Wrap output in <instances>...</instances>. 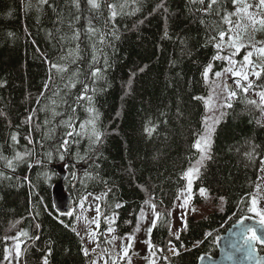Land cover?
<instances>
[{
	"label": "trees",
	"instance_id": "1",
	"mask_svg": "<svg viewBox=\"0 0 264 264\" xmlns=\"http://www.w3.org/2000/svg\"><path fill=\"white\" fill-rule=\"evenodd\" d=\"M236 1L0 0V264L15 243L20 264H93L76 215L55 210L57 166L77 201L100 200L102 252L110 232L132 237L151 203L157 264L218 257V239L251 217L261 178L264 107L250 91L236 93L195 182L194 202L204 203L203 188L221 209L191 219L179 239L172 217L201 155L210 82L231 56L216 45L235 24ZM253 88L264 91V71Z\"/></svg>",
	"mask_w": 264,
	"mask_h": 264
},
{
	"label": "rangeland",
	"instance_id": "2",
	"mask_svg": "<svg viewBox=\"0 0 264 264\" xmlns=\"http://www.w3.org/2000/svg\"><path fill=\"white\" fill-rule=\"evenodd\" d=\"M259 0H238L236 1V21L235 24H232L229 33H225L224 41L221 42L220 39L218 44H221L219 48L220 51L225 52L232 56V60L236 63L227 65V68L232 67L233 72L235 71H244L248 74V80L245 81L241 77L234 76L232 72H227L226 69L219 77L215 76L214 79L210 82V73L207 74L206 80L210 82L211 86V97L207 104V125L206 127H214V131L217 126L220 124V121L223 120L224 115L227 112L226 103H232L234 97L228 98V91H242V87L247 86L249 83L252 84V87L248 90L251 92V97L254 98L261 106L264 107V104L261 103L258 93L260 91H255L253 88L257 82V77L253 74V69L251 66L244 67V56L247 52L252 51V56L249 58L252 62V65H256V71H260L264 67V55H262L257 49L264 47V26H261L259 23L253 26L252 21L249 19L251 15L257 21L264 19V7H258ZM245 6H248L247 12L242 11ZM239 23L240 27H236ZM246 29V30H245ZM239 35L241 44L245 45L242 47L238 53H235V48L229 47L230 37ZM251 89V90H250ZM261 122L264 123V112L261 116ZM214 132L211 135V141ZM212 145V143H211ZM211 149V148H210ZM210 151L207 153L209 155ZM200 159V158H199ZM208 159H205L202 164L196 163L193 169L199 168V172L193 173L191 177L192 189L191 192L188 191V185L186 191L182 194L181 199L178 202L173 217H172V234L174 236L180 235L185 232L188 228V222L191 219L200 220L205 218L207 215L213 213L216 210L221 209V205H215L214 200L206 196V193L202 195L205 199L204 203H196L195 197V182L201 175V168L203 164ZM262 169H264V162L262 164ZM261 169L260 172V181L258 184L257 193L254 198L257 201V208L261 211H264V170ZM187 183H189V177L187 176ZM188 200V203L185 205L184 200ZM87 204H84L83 201L79 202L77 205V228L83 238L87 251L95 260L93 264H157V260L152 258L151 255V246H150V234L152 232L153 223H157L155 212L152 208V204L149 203L143 211V215L140 217V223L137 231L132 237L126 238L124 240L117 239L113 232L109 233V252L105 253L99 249L97 242V236L99 234V225L100 215L97 212V208H100V203L98 200L87 199ZM83 205V206H81ZM86 205H89L88 207ZM251 217L257 219L260 218L254 213L251 212ZM186 221V227H183V222ZM151 229V231H149ZM95 233V237L91 234ZM219 241V239H218ZM19 244L21 251L22 245L20 243H15L13 247L7 251V256L5 261L2 264H20L19 255H17L16 245ZM131 244V247L128 249V255L124 256L123 250Z\"/></svg>",
	"mask_w": 264,
	"mask_h": 264
},
{
	"label": "snow or ice",
	"instance_id": "3",
	"mask_svg": "<svg viewBox=\"0 0 264 264\" xmlns=\"http://www.w3.org/2000/svg\"><path fill=\"white\" fill-rule=\"evenodd\" d=\"M201 3H203V0H200ZM217 0H210L209 2V6L208 8L210 9L212 5L216 4ZM238 2V0H237ZM89 3L91 4V6L93 8H98L99 7V4L96 2V0H89ZM109 7L112 10V17L114 18L116 16V11H115V5H109ZM258 7H264V0H259V5ZM208 9H206L207 11ZM248 10V6H245V8L242 10L244 12H247ZM249 19L252 21V24L253 26H255V24L259 23L261 26H264V19H260V20H256L254 19L251 15H249ZM236 27H240L239 23L236 25ZM246 30V29H245ZM90 31H94L92 29H90ZM224 37H225V33L224 32H220L219 33V39L221 42L224 41ZM241 40V37L239 35L237 36H234V37H230V43H229V47H233L235 48V53H233V55H235L236 53H238L240 51V49L242 47H245V45L241 44L239 41ZM103 42V40L101 41ZM216 47L219 49L221 47V44H217ZM257 51H259L262 55H264V47H261L259 49H257ZM252 51H249L247 52V54L244 56V62H245V65L244 67H247V66H251L252 69H253V74L257 77V79H259L260 77V74H261V71H264V68H261L260 71H256L255 68L257 67L256 65H252V62L251 60L249 59L251 56H252ZM221 57L217 56L216 59H220ZM226 59L228 60L229 64H234L236 63L234 60H232L231 56L229 57H226ZM54 68L58 67L57 65H53ZM227 72H232L234 76H238V77H241L243 80L247 81L248 80V74L244 71H235L233 72V69L232 67H229L226 69ZM99 72L100 70L99 69H96L92 75L93 76H98L99 75ZM207 75V73L205 74ZM217 77H219L221 75V73L217 72L215 74ZM74 86V85H73ZM252 87V84L249 83L247 86H244L242 87V90L247 93L248 89ZM85 91H87V89H85ZM259 97H260V101L262 104H264V91H260L258 93ZM236 96V92L235 91H231L229 90L228 91V98H232V97H235ZM86 97H79V99H85ZM248 103L250 104H256V101H253V100H250L248 101ZM223 106H226V107H231V104L230 103H226L225 105ZM89 111H91V109H89ZM30 119V117H29ZM205 124L207 125V119L205 120ZM69 126L71 127V123L69 122ZM81 129L83 130L84 129V125H81L80 126ZM149 131H151V129H149ZM214 132V127H206L205 129V133L204 135H202L196 142H195V145L194 147L201 153L200 155V159L198 161V164H202V162L205 160V159H210L211 157L207 154L209 151H210V148H211V135L212 133ZM92 134L95 136V139L96 141L98 142L99 139H100V133L98 131L95 130V128L93 127L92 129ZM67 135L71 136L73 135L72 132H68ZM12 139L15 141L16 140V136L14 135L12 137ZM64 145H67L68 141L65 140L64 142ZM249 156L251 157V154H249ZM16 159H22V157L20 156V154H17L16 156ZM59 159L63 160L64 159V156L61 155L59 157ZM12 161L9 160L8 161V166L9 167H12ZM264 170V169H262ZM196 172L198 173L199 172V168H196V169H192V168H189L188 172L186 173V175L189 177V183H188V191L191 192V189H192V182H191V177L193 176V173ZM51 177H49L50 179ZM205 189H200V192L201 194H204L205 193ZM223 199V198H221ZM188 203V200H184V204L186 205ZM83 206V205H81ZM117 207H119V205H117ZM155 204L152 205V208L153 210H155ZM248 211L250 212H254L259 218V222L262 226H264V211H261L257 208V201L256 199L253 197L252 201H251V207L248 208ZM97 212L99 213V208H97ZM141 215H143V211L141 212ZM156 216V219L158 220L159 219V213H156L155 214ZM239 224L241 225L242 227V232L245 236V244L247 245V248H246V254L250 257L252 255V253L255 251V248L253 247V244L252 242H256L258 244H261V245H264V237H261V236H258L256 234V229L253 228V227H249V226H246L245 225V221L244 219H241L239 221ZM98 223H97V227H98ZM155 226V222L153 223L152 227ZM183 227H186V221L183 222L182 224ZM109 231H113V229L109 228ZM149 231H151V229H149ZM21 235H24V236H27V233L26 232H22ZM93 237H95V233H92L91 234ZM211 235V234H209ZM176 239H179V235L176 236ZM131 247V244H129L127 247L124 248L123 250V254L124 256H127L128 255V249ZM16 248H17V255H19V249H20V246L19 244L16 245ZM169 250H172V248L170 247ZM85 254L87 255V250L85 249ZM154 254V253H153ZM176 254H179L178 252ZM50 255V253H49ZM44 264H48V261H47V258L44 259ZM130 264V262H129Z\"/></svg>",
	"mask_w": 264,
	"mask_h": 264
},
{
	"label": "water",
	"instance_id": "4",
	"mask_svg": "<svg viewBox=\"0 0 264 264\" xmlns=\"http://www.w3.org/2000/svg\"><path fill=\"white\" fill-rule=\"evenodd\" d=\"M55 169L59 171L60 181L53 189L54 206L61 216H70L75 211V200L68 194L65 187L67 173L62 167ZM244 221L246 226L256 229L258 236L264 237V226L258 220L248 217ZM252 244L255 251L249 257L246 254L245 236L241 225L238 223L220 238L218 257H203L199 264H264V255H261L257 250L258 243L252 242Z\"/></svg>",
	"mask_w": 264,
	"mask_h": 264
}]
</instances>
